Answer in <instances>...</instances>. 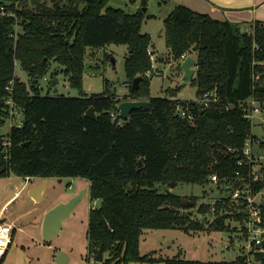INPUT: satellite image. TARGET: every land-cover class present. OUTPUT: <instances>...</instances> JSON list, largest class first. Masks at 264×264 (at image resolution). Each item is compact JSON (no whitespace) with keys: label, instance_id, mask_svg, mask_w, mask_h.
Returning a JSON list of instances; mask_svg holds the SVG:
<instances>
[{"label":"trees","instance_id":"16d2710c","mask_svg":"<svg viewBox=\"0 0 264 264\" xmlns=\"http://www.w3.org/2000/svg\"><path fill=\"white\" fill-rule=\"evenodd\" d=\"M108 1L11 0L3 4L0 126L8 118L6 99L10 95L22 120L0 134V175L86 178L89 195L100 202L89 212L90 252L95 256L103 247L107 257L101 264L154 261L139 251L145 229L208 228L230 233L242 222L225 193L229 187L222 183L239 167L236 161L251 129L240 103L251 96L264 99V76L253 77L255 71H264V21H256L252 32H243L182 3L164 17L169 57L179 60L182 54H195L190 83L197 86L196 97L213 89L220 97L217 104L203 108L194 99L176 97L173 88L165 96L149 94V78L144 73L151 68V35L141 31V24L153 15L144 9L146 0H141L143 7L135 12L108 5ZM107 43L129 47L125 68L130 84L124 98L148 100V108L131 110L127 119L118 116L120 124L111 116L120 101L115 92L42 95L37 83L28 87L16 77L19 67L35 81L56 60L71 73V84L80 87L84 47ZM136 76L141 79L133 88ZM177 102L193 109L194 122L176 114ZM91 105L96 117L85 114ZM4 136L10 143L6 157ZM213 173L219 177L215 185L223 195L213 205H199L203 214L213 212L206 224L189 210L197 199L184 203L169 187L170 182L208 185ZM261 188L264 180L255 187ZM251 254L249 259L238 254L231 260L174 256L163 259V264H264V249Z\"/></svg>","mask_w":264,"mask_h":264},{"label":"rangeland","instance_id":"374dc122","mask_svg":"<svg viewBox=\"0 0 264 264\" xmlns=\"http://www.w3.org/2000/svg\"><path fill=\"white\" fill-rule=\"evenodd\" d=\"M10 2L11 0H0V11L5 9L3 4ZM175 3L174 0H146L147 14L153 16L142 21L141 31L151 35V44L148 50L153 53L155 62L154 67L151 66L153 71L149 75H146L145 72L144 75L149 78L148 89L151 96L168 95L170 92L167 89L173 88L176 97L194 99L197 86L190 82L181 86L182 71L176 69L179 60H172L169 57L165 43L164 17L171 11ZM134 4H140L139 8L143 7L141 0L108 1V5L122 7L127 11H130ZM15 29L20 30V26L16 25ZM163 51L165 57H159L158 54ZM128 53L129 47L123 43L85 46L81 64L80 87L71 84V73L66 71L65 66L56 60H51L46 74L35 81L29 79L25 71L19 67L16 68L15 74L27 86L32 82L37 83L42 95L77 96L81 90L86 94L115 92L121 101L129 94L130 82L125 68V59ZM190 55L195 57V54ZM150 62L152 63L151 60ZM52 80H55L54 84H51ZM21 120L22 113L18 114L12 123L8 118L5 119L0 126V134H6L12 124H17ZM258 123V120L254 121L252 133L264 140V131ZM86 184L87 180L84 177L50 176L44 189L47 205L52 207L67 200L83 189ZM216 187L215 183L200 185L180 182L169 187V189L180 194L186 200L195 197L197 204L189 210L192 211L193 217L199 220L204 219L208 224L213 218V212L208 211L203 214L198 210V207L201 203L213 205L219 196ZM165 188L166 186H162V189ZM99 203L98 199H93L89 193L86 194L75 206L71 215L64 220L58 235L50 241H46L41 234L42 239L40 241L25 244L29 245L25 248L29 256L33 257V263L57 264L58 254L62 251L69 257L67 264H101V262L94 260V253L90 252L88 237L89 212L91 207H96ZM229 220L230 218H227V221ZM228 235L227 230H210L208 228L188 231L182 228L145 229L140 237L139 251L142 255L148 254L155 259L154 261H133L128 264H163V259L174 256L197 260H231L240 254L242 249H239V245H230L225 248L223 241ZM53 252L56 254L54 260ZM106 257L107 252L104 253V259Z\"/></svg>","mask_w":264,"mask_h":264},{"label":"built area","instance_id":"2783aa9c","mask_svg":"<svg viewBox=\"0 0 264 264\" xmlns=\"http://www.w3.org/2000/svg\"><path fill=\"white\" fill-rule=\"evenodd\" d=\"M150 54L151 66L154 67V55L151 50H148ZM187 54H182L179 62L182 61ZM264 63V60L261 61ZM156 68V66H155ZM153 69H148L146 75H149ZM264 76V71L253 73V77L258 79ZM7 89L11 93L12 86H7ZM194 100L198 102L200 107H210L217 104L220 101V97L215 89L205 91L200 97H195ZM8 106V119L13 122L20 114L18 107L16 106L11 95L6 99ZM243 116L251 123L250 133L241 148V157L237 159L236 163L239 166L235 171V174L226 179L223 183L229 190L225 193L229 194L232 202H234V213L239 214L242 217V222L237 228L232 229L227 238L223 241L225 248L230 245H239L241 250L240 254H245L248 259L252 256V252L264 249V224L263 221V201H264V188L256 190V185L264 180V140L252 133V126L255 120L259 121L262 130L264 131V99H259L255 96H251L241 103ZM176 114L187 119L189 122H194L195 113L190 106H183L180 102H177ZM111 116L116 120L117 124L121 123L122 118L118 111H112ZM118 116L120 118H118ZM21 121H18L19 124ZM16 124V123H14ZM8 137L4 136L2 139V152L3 156H8L7 151L9 149ZM219 177L217 173H213L210 176L211 183H217ZM217 191L221 188H216ZM223 194H219L222 196ZM232 212V213H233ZM12 226L10 223H0V256H3L8 248L11 240Z\"/></svg>","mask_w":264,"mask_h":264},{"label":"crops","instance_id":"0c3cea01","mask_svg":"<svg viewBox=\"0 0 264 264\" xmlns=\"http://www.w3.org/2000/svg\"><path fill=\"white\" fill-rule=\"evenodd\" d=\"M174 2L207 13L214 19L226 20L243 32H252L256 21H264V0H174ZM139 5H132L130 12L136 11ZM164 54L163 51L158 55L165 57ZM42 178L24 177L15 173L0 175V223L6 222L12 226L11 240L5 254L0 256V264H34L33 257L29 256L25 248L29 245L25 244H33L42 239L44 215L51 208L44 198V190L41 192L40 200L34 199L30 194L32 188L39 184ZM55 257L56 254L53 252V260ZM65 260L67 264L69 257L67 256Z\"/></svg>","mask_w":264,"mask_h":264},{"label":"water","instance_id":"95a60500","mask_svg":"<svg viewBox=\"0 0 264 264\" xmlns=\"http://www.w3.org/2000/svg\"><path fill=\"white\" fill-rule=\"evenodd\" d=\"M144 9L147 10L146 7H144ZM195 66L196 60L190 54L186 55V57L176 65V69L182 71L181 85L190 82L195 73ZM140 79L141 76H136L134 78L132 85L133 88L138 87ZM54 82L55 80H52L51 84H54ZM135 108H148V100L124 99L118 103L119 114L123 119H127L130 115L131 110ZM85 114L90 117H96V113L92 105L88 107ZM139 164L141 165V159H139ZM47 181L48 177H43L41 182L32 188L30 194L34 197V199H41V192L46 188ZM170 186L173 187L174 182H170ZM88 193L89 182H87L86 186L78 193L69 197L65 201L57 203L46 211L42 223V236L46 241L51 240L54 236L60 233V230L64 224V220L71 215L75 206ZM183 202L187 203V200L183 199ZM66 257V254H64L62 251L59 252L57 264H66ZM94 260L99 262H102L104 260V251L102 246L98 248V251L94 256Z\"/></svg>","mask_w":264,"mask_h":264}]
</instances>
